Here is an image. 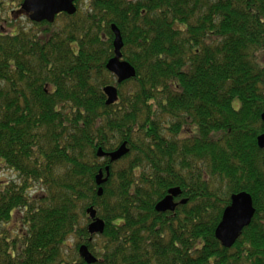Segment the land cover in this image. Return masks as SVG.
Listing matches in <instances>:
<instances>
[{"label":"trees","instance_id":"trees-1","mask_svg":"<svg viewBox=\"0 0 264 264\" xmlns=\"http://www.w3.org/2000/svg\"><path fill=\"white\" fill-rule=\"evenodd\" d=\"M111 25L135 70L119 85ZM263 111L264 0H87L0 35V170L16 175L0 184V264H86L83 245L95 264H264ZM173 188L175 210L156 212ZM241 192L255 213L224 248L214 231Z\"/></svg>","mask_w":264,"mask_h":264},{"label":"water","instance_id":"water-1","mask_svg":"<svg viewBox=\"0 0 264 264\" xmlns=\"http://www.w3.org/2000/svg\"><path fill=\"white\" fill-rule=\"evenodd\" d=\"M75 0H24L21 4V10L28 15L31 22L52 23L55 16L60 13L73 15L75 7L73 5ZM111 31L114 35V57L106 64V70L116 77V84L119 85L129 79L135 77L134 68L127 62L121 60L120 50L122 48V41L118 29L115 25L111 26ZM106 97V105H112L118 100V90L115 86H106L102 90ZM263 127V132L257 138V146L259 149H264V111L260 116ZM128 153L125 143L117 150L104 154L100 149L97 152L98 157H107L110 162L118 161ZM105 175L108 177L109 168L105 167ZM102 171H99L96 180L98 186L105 183L106 179H102ZM102 194L101 188L98 190V196ZM181 194L180 189H170L167 195L157 203L155 211L158 213L173 212L175 209L174 199ZM181 204L186 201L182 200ZM88 218L91 220L87 227V232L90 235H99L104 231V223L102 220L96 218V212L92 209L88 210ZM254 208L249 194L241 192L234 194L230 198V205L223 211L221 220L217 225L214 235L215 239L224 248H230L234 245L236 239L240 236L244 228H246L252 217L254 216ZM79 255L86 264H95L94 258L85 246L79 248Z\"/></svg>","mask_w":264,"mask_h":264},{"label":"rangeland","instance_id":"rangeland-1","mask_svg":"<svg viewBox=\"0 0 264 264\" xmlns=\"http://www.w3.org/2000/svg\"><path fill=\"white\" fill-rule=\"evenodd\" d=\"M19 3L20 0H0V28L11 31L16 27L18 30L22 29L26 32L33 29L27 16L22 11H17ZM12 180H16L15 173L2 168L0 170V184ZM12 228H16L15 223L12 225ZM12 228H9V230H12Z\"/></svg>","mask_w":264,"mask_h":264},{"label":"flooded vegetation","instance_id":"flooded-vegetation-1","mask_svg":"<svg viewBox=\"0 0 264 264\" xmlns=\"http://www.w3.org/2000/svg\"><path fill=\"white\" fill-rule=\"evenodd\" d=\"M86 2H87V0H75L74 3H73V5L75 7V10L78 11L79 9L83 8L84 7V4ZM20 5H21V3H19V5H18L19 8H20ZM19 8H18L17 11H19V10L21 11V9H19ZM60 15H62V14H60ZM60 15H57L56 16L55 21L57 20V17L60 16ZM64 15H66V14H64ZM27 19L29 21L28 16H27ZM55 21H54V23H55ZM29 23L33 26V29H32L33 31L34 30H37V28H40L41 25L44 26V22H41V23H33V22L29 21ZM38 25H40V26L38 27ZM6 33H10L11 35H16V34H18V28L15 27L11 31L10 30H4L3 28H0V35H4ZM175 205H176V203H175Z\"/></svg>","mask_w":264,"mask_h":264}]
</instances>
